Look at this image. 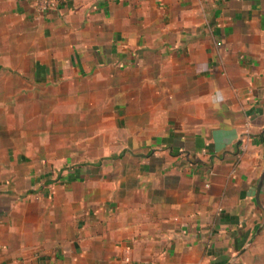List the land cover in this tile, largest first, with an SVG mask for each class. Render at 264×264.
Returning a JSON list of instances; mask_svg holds the SVG:
<instances>
[{"label": "crops", "instance_id": "crops-1", "mask_svg": "<svg viewBox=\"0 0 264 264\" xmlns=\"http://www.w3.org/2000/svg\"><path fill=\"white\" fill-rule=\"evenodd\" d=\"M0 264H264V0H0Z\"/></svg>", "mask_w": 264, "mask_h": 264}, {"label": "built area", "instance_id": "built-area-1", "mask_svg": "<svg viewBox=\"0 0 264 264\" xmlns=\"http://www.w3.org/2000/svg\"><path fill=\"white\" fill-rule=\"evenodd\" d=\"M69 1L70 0H32L37 12L43 15H47L53 11H56Z\"/></svg>", "mask_w": 264, "mask_h": 264}, {"label": "rangeland", "instance_id": "rangeland-1", "mask_svg": "<svg viewBox=\"0 0 264 264\" xmlns=\"http://www.w3.org/2000/svg\"><path fill=\"white\" fill-rule=\"evenodd\" d=\"M15 136H16V138H18L17 139V141L19 140V138L20 137H22V136H24V134L23 133H19V134H15ZM31 137H33V138H35V137H37V138H40L42 141H43V139L44 138H46L47 139V134H33V135H30ZM12 137H13V134H12ZM68 146H69V149L70 148H73V149H75L76 150V147H75V134H69L68 135ZM70 152H72L71 150H68V153H70ZM47 154V151H44V150H39V153L36 155V158L37 159H40V158H42V155H44V154ZM53 154H58V151H53L52 152ZM74 154H75V156L77 155V150L74 152Z\"/></svg>", "mask_w": 264, "mask_h": 264}]
</instances>
